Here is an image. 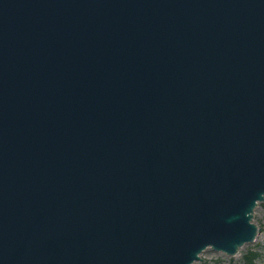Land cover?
<instances>
[{
    "label": "water",
    "instance_id": "water-1",
    "mask_svg": "<svg viewBox=\"0 0 264 264\" xmlns=\"http://www.w3.org/2000/svg\"><path fill=\"white\" fill-rule=\"evenodd\" d=\"M264 0H0V264H193L254 240Z\"/></svg>",
    "mask_w": 264,
    "mask_h": 264
},
{
    "label": "rangeland",
    "instance_id": "rangeland-1",
    "mask_svg": "<svg viewBox=\"0 0 264 264\" xmlns=\"http://www.w3.org/2000/svg\"><path fill=\"white\" fill-rule=\"evenodd\" d=\"M252 222L257 226L256 237L242 246L236 255L229 256L207 248L200 254L201 260L193 264H248L243 256L249 251L256 253L252 264H264V201L258 202L254 208Z\"/></svg>",
    "mask_w": 264,
    "mask_h": 264
},
{
    "label": "trees",
    "instance_id": "trees-1",
    "mask_svg": "<svg viewBox=\"0 0 264 264\" xmlns=\"http://www.w3.org/2000/svg\"><path fill=\"white\" fill-rule=\"evenodd\" d=\"M256 256V253H253L252 251H249L243 256V259L248 263L252 264V259Z\"/></svg>",
    "mask_w": 264,
    "mask_h": 264
}]
</instances>
